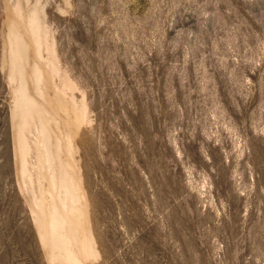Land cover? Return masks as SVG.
<instances>
[{
  "label": "rangeland",
  "instance_id": "1",
  "mask_svg": "<svg viewBox=\"0 0 264 264\" xmlns=\"http://www.w3.org/2000/svg\"><path fill=\"white\" fill-rule=\"evenodd\" d=\"M0 264H264V0H0Z\"/></svg>",
  "mask_w": 264,
  "mask_h": 264
}]
</instances>
